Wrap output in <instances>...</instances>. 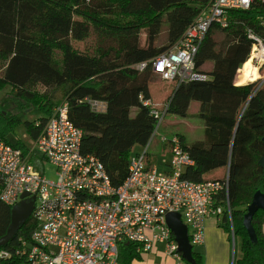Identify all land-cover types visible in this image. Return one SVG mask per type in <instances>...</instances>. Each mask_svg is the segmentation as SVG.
<instances>
[{"label": "trees", "instance_id": "1", "mask_svg": "<svg viewBox=\"0 0 264 264\" xmlns=\"http://www.w3.org/2000/svg\"><path fill=\"white\" fill-rule=\"evenodd\" d=\"M210 0H0V89L9 87L8 101L0 105V135L13 146L8 135L21 121L19 112L40 110L43 115L23 121L31 139L41 132L54 108L40 84L61 85L68 102V119L82 130L80 149L95 155L103 164L110 182L118 186L126 174L136 144L145 145L153 132L158 108L152 101L154 72L150 62L172 48L184 35ZM264 0L235 10L225 27L212 23L198 45L194 62L208 76L202 83H173L164 104L158 109L181 117L191 116L190 105L198 102L192 116L202 126L200 137L188 140L174 131L195 165L184 177L201 181L224 166L230 157V206L239 239L240 254L233 264H264V210L252 218L257 235L252 243L243 225L246 205L256 189L264 193V82L234 124L245 99L254 88L235 84L234 75L250 56L255 39L264 43ZM92 37L90 47L78 40ZM57 53L59 56H57ZM113 56V57H110ZM110 57V58H109ZM145 62L143 69L137 65ZM211 62L209 69L203 66ZM86 98L103 101L105 109L95 110ZM233 146L231 149V143ZM160 154L167 151L161 141ZM231 153V154H230ZM157 154V153H156ZM145 154L146 165L155 155ZM212 177V176H211ZM10 220L8 207L0 217ZM37 225L33 214L17 236L0 247V264H22L20 244ZM219 225L226 223L222 218ZM138 243L119 244L120 264H133L140 257ZM192 261L201 264V254L192 249Z\"/></svg>", "mask_w": 264, "mask_h": 264}, {"label": "built area", "instance_id": "2", "mask_svg": "<svg viewBox=\"0 0 264 264\" xmlns=\"http://www.w3.org/2000/svg\"><path fill=\"white\" fill-rule=\"evenodd\" d=\"M252 1L210 0L183 37L151 60L152 71L177 84L208 80L194 62L199 43L212 23L227 26L231 14L247 8ZM249 36L255 39L252 54L255 45L264 43L252 33ZM145 66L142 62L137 68ZM86 99L93 109H105L103 101ZM151 112L156 117L153 135L166 110L153 108ZM81 136L82 130L68 119L65 98L47 116L42 132L30 143L23 141L25 148L13 146L0 135V210L5 206L10 212L23 193L34 196L32 214L37 225L20 244L22 264H120L119 244L124 240L138 243L139 253L161 242L166 254L184 264L166 222L169 212L180 214L192 246L204 239L205 219L219 218L220 214L228 219V232L235 241L230 157L221 178L191 180L184 173L195 165V160L177 134L161 137L169 153L167 170L146 165L150 137L143 151L130 155L125 176L114 186L102 162L93 154L81 152ZM45 165L52 168L54 178L47 176Z\"/></svg>", "mask_w": 264, "mask_h": 264}, {"label": "rangeland", "instance_id": "3", "mask_svg": "<svg viewBox=\"0 0 264 264\" xmlns=\"http://www.w3.org/2000/svg\"><path fill=\"white\" fill-rule=\"evenodd\" d=\"M76 44H78L79 47H90L92 44V37L91 38H85L83 40H78V42ZM255 47L256 48L253 51V53L258 54L261 51L262 47H264V45H261V46L255 45ZM250 55H251V53H250ZM57 56H59L58 53H57ZM110 57H113V56H110ZM210 65H212L211 62L204 64L203 67L205 69H208L210 67ZM260 66H261L260 70L264 69V60L262 61ZM154 74L155 75L152 79V84H151L153 103L156 107L160 108L164 104V99H165L166 95L169 93V91L173 87V83H176V82L163 80L160 75H158L156 73H154ZM263 77H264V74H263ZM263 79L264 78H259L254 83L248 84V85L251 88H255L256 85L258 86L259 84H262L264 82ZM9 89H10L9 87L0 89V105H2L3 103L8 101L7 100L8 97L6 95H7V92L9 91ZM39 89L41 92L46 93L50 96L54 105L59 103L64 98V89L65 88L62 87L61 85H47V84L43 83V84H40ZM248 97H251V100L249 101L248 105L246 106V109L249 106H252V97L253 96L250 94ZM247 98L243 102L241 109L237 114L238 116H239L245 102L247 101ZM197 107H198V102L193 101L190 105V108H189V113L191 116H188V117H181V116L176 115V114L166 113L161 124H160V126H159V128H158V130H157V132L151 136L147 152L154 154L156 152V150L159 149V147H161L160 142H161L162 135H167V134L173 133L174 131H179V132L183 133L185 135V138L188 140L200 137L202 134L201 123L198 119L194 118L191 114L197 110ZM18 114H19V118L21 119V121L18 125H16L14 127L13 132L8 135V139L10 142H14L16 140H21V141H24L26 143H30L31 138L28 136V134L25 130V126H24L23 121L26 119L35 120L38 117L42 116L43 113L38 109H31V110L21 111ZM143 148H144V145L136 144L133 147V150H136L137 152H141L143 150ZM160 152H162V151H160ZM160 152H159V154H160ZM159 154L155 155L156 156L155 157V163H156L157 168L159 170H161V169L165 168V166H166V160H167V158H169V153L167 151H165V153H162L160 155ZM45 167L47 170V176L50 179L54 178L52 173H51L52 168L49 165H45ZM223 171H224L223 169H221V170L217 169V170L213 171L212 173H210L208 178H221L222 175H220V174H222ZM7 219H8L7 217L6 218H3L2 216L0 217V231L5 227ZM228 229H229V227H228ZM263 232H264V225H263ZM229 242H230L231 254H232V252H234V246H236V254L239 255L240 254L239 239L237 240L235 237V241L233 242L232 238L230 236ZM193 250L198 251L199 246L193 245Z\"/></svg>", "mask_w": 264, "mask_h": 264}, {"label": "water", "instance_id": "4", "mask_svg": "<svg viewBox=\"0 0 264 264\" xmlns=\"http://www.w3.org/2000/svg\"><path fill=\"white\" fill-rule=\"evenodd\" d=\"M261 84L256 86L252 91L253 96ZM251 99V98H250ZM249 101V100H248ZM246 101L245 104L248 103ZM236 128L233 132V140L236 133ZM264 139V137H263ZM233 142L231 143V149ZM231 154V153H230ZM258 163L264 167V155L258 160ZM27 193L21 195V199L10 208V220L5 229V232L0 236V247L6 245L13 240L18 233V230L25 224L27 219L32 214L34 207V196L26 197ZM264 210V193L260 189H256L253 193L251 201L246 205V211L243 214V225L247 231L248 237L252 243H256L257 235L252 225V218L256 211ZM166 222L174 235V239L178 244V252L186 261H192V245L189 243L187 227L181 221L178 212H169L166 215Z\"/></svg>", "mask_w": 264, "mask_h": 264}, {"label": "crops", "instance_id": "5", "mask_svg": "<svg viewBox=\"0 0 264 264\" xmlns=\"http://www.w3.org/2000/svg\"><path fill=\"white\" fill-rule=\"evenodd\" d=\"M206 63H210V62H206ZM2 68H3V64L0 62V70H2ZM152 101H153V97H152ZM134 152L137 151L134 150ZM154 154L158 155L159 149H157ZM168 159L169 158H167L166 160L165 168L161 170H167ZM151 165L156 166V163L154 162ZM225 166L226 165L218 169L219 170L223 169L225 171ZM223 173L220 175H223ZM222 218L226 223V226L224 227L219 225V222ZM228 227H229L228 219L224 216V214H220L219 218L216 216H209L205 219L204 239L201 243L196 244L199 246L198 252H200L201 254V264H233L234 263V257L237 256L236 246H234V252H232L231 254L230 242H229L231 235L228 232L230 227L229 229ZM133 264H178V263L174 259V257L166 254L165 246L163 243L155 242L150 250L144 253H140V257L135 259L133 261Z\"/></svg>", "mask_w": 264, "mask_h": 264}, {"label": "bare ground", "instance_id": "6", "mask_svg": "<svg viewBox=\"0 0 264 264\" xmlns=\"http://www.w3.org/2000/svg\"><path fill=\"white\" fill-rule=\"evenodd\" d=\"M263 60H264V48L262 47L261 51L258 54H254V53L251 54L247 58V60H245V62L238 68L237 72L234 75V83L252 84L257 79L264 78L263 77L264 69L260 70L261 68L260 64L262 63Z\"/></svg>", "mask_w": 264, "mask_h": 264}]
</instances>
